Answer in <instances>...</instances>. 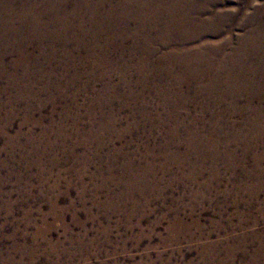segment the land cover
Here are the masks:
<instances>
[{
    "label": "rangeland",
    "instance_id": "1",
    "mask_svg": "<svg viewBox=\"0 0 264 264\" xmlns=\"http://www.w3.org/2000/svg\"><path fill=\"white\" fill-rule=\"evenodd\" d=\"M194 1L170 0L213 25L195 47L231 36V53L264 24V0ZM132 44L70 46L72 66L6 59L0 264H264V98L241 96L239 114L179 73L144 80Z\"/></svg>",
    "mask_w": 264,
    "mask_h": 264
},
{
    "label": "bare ground",
    "instance_id": "2",
    "mask_svg": "<svg viewBox=\"0 0 264 264\" xmlns=\"http://www.w3.org/2000/svg\"><path fill=\"white\" fill-rule=\"evenodd\" d=\"M170 3V0H0V76L6 72V59L12 55L16 56L14 70L27 71L30 67L38 70L56 59L72 66L74 54L68 50L70 46L93 57L97 49L106 54L111 46L124 48V43L131 40L132 52L140 55L133 56L138 59L135 68L144 75V80L147 70L158 75L179 73L180 77L174 76L176 84L197 81L198 94L232 100L231 111L239 114L237 102L241 96L248 97V107L254 97L263 99L264 24L256 26L259 22L252 18L249 23L256 28L248 29L231 53H227L231 36L218 45L204 42L195 47L212 24L208 21L197 25L198 13L202 11H194V16L191 11L189 15L188 12L180 15ZM258 13L264 14V6ZM190 16L192 23L188 22ZM45 46L49 54L43 49ZM30 48H36L38 54ZM60 49L64 50L62 57L58 56ZM38 58L45 64L35 63ZM30 76L27 72L26 77ZM260 111L255 109V117L262 118Z\"/></svg>",
    "mask_w": 264,
    "mask_h": 264
}]
</instances>
